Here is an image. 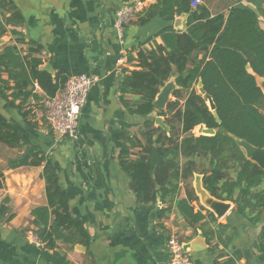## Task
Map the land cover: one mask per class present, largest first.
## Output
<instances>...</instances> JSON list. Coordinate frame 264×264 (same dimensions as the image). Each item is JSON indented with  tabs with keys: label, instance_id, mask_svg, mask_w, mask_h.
<instances>
[{
	"label": "crops",
	"instance_id": "obj_1",
	"mask_svg": "<svg viewBox=\"0 0 264 264\" xmlns=\"http://www.w3.org/2000/svg\"><path fill=\"white\" fill-rule=\"evenodd\" d=\"M8 1L21 22L6 26L0 34V48L14 42L10 29H16L25 40L41 47L40 67H48L52 75L88 73L98 75L99 80L88 92L74 139L59 137L49 127L40 88L35 92L41 100L27 118L0 97V114L19 136L13 146L0 141V176L5 188L0 207V264H166V240L172 231L189 243L193 264H235L236 256L248 264H264V219L252 224L231 206L217 219L230 224L228 235L234 229L224 247L215 239L208 242L204 238L209 231L204 222L187 224L174 209L160 217V201L139 203L128 187L118 159L122 133L137 135L147 117L130 113L124 101L137 97H121L119 86L125 70L138 69V49L161 42L159 37L147 41L167 21L155 16L141 24L136 17L119 39L115 13L126 0H0V22L13 13ZM199 1L211 15L226 14L232 7L250 8L264 30V0ZM176 20L184 29L186 15ZM149 117L155 120L157 116L152 113ZM45 172L58 176L71 214L81 220L88 234V243L58 242L57 248L50 249L27 239L26 234L36 229L32 210L47 203ZM197 175H193V187ZM180 196H184L183 185ZM193 205L200 209L196 202Z\"/></svg>",
	"mask_w": 264,
	"mask_h": 264
},
{
	"label": "trees",
	"instance_id": "obj_2",
	"mask_svg": "<svg viewBox=\"0 0 264 264\" xmlns=\"http://www.w3.org/2000/svg\"><path fill=\"white\" fill-rule=\"evenodd\" d=\"M191 2L156 0L136 15L141 24L155 16L168 24L147 41L159 37L160 43L153 41L150 48L138 49V69L124 71L121 97L136 96L134 101H124L125 105L130 113L147 118L137 135L122 133L118 159L137 202L160 201V217L174 209L187 224L204 222L209 228L204 238L226 247L234 229L228 235L230 224L217 222L209 211L203 214L202 207L195 210L198 198L193 188L184 187L183 197L181 188L199 173L205 190L216 199L230 201L235 214L252 224L264 219V170L247 159L235 141L264 145V92L257 82V76L264 79V30L250 8L232 7L226 14L211 15L205 5L191 7ZM6 4L13 13L0 22V34L6 26L21 22L11 2ZM183 14L186 26L177 30L174 20ZM10 32L14 42L0 48V97L27 118L41 100L36 86L44 96H53L67 76L41 69V47L16 29ZM171 77L178 88L171 92L165 109H157L153 100ZM199 82L211 96L214 112L196 91ZM152 113L163 118L167 130L155 124L149 117ZM199 125L216 132L194 135L192 130ZM18 140L0 114V141L13 146ZM43 177L47 203L32 210L39 241L50 249L57 248L58 242L88 243V234L81 220L71 214L58 176L45 172ZM262 236L264 240V231Z\"/></svg>",
	"mask_w": 264,
	"mask_h": 264
},
{
	"label": "built area",
	"instance_id": "obj_3",
	"mask_svg": "<svg viewBox=\"0 0 264 264\" xmlns=\"http://www.w3.org/2000/svg\"><path fill=\"white\" fill-rule=\"evenodd\" d=\"M151 0H126L115 13V30L119 39L123 29L130 24L137 13L145 8ZM198 0H192L191 6H195ZM99 80L98 75L82 73L68 75L63 85L53 96H44L41 100L44 108V116L49 127L59 137L74 139L78 134L80 113L86 103L90 88ZM37 87V86H36ZM5 198L3 179L0 176V207ZM27 239L39 243L37 235L29 231ZM186 241L172 231L166 240L168 260L166 264H193L190 252L185 251L183 244ZM235 264H248L242 259H237Z\"/></svg>",
	"mask_w": 264,
	"mask_h": 264
},
{
	"label": "water",
	"instance_id": "obj_4",
	"mask_svg": "<svg viewBox=\"0 0 264 264\" xmlns=\"http://www.w3.org/2000/svg\"><path fill=\"white\" fill-rule=\"evenodd\" d=\"M184 15V14H183ZM174 28L177 30H182L178 25V21L174 20ZM41 68V67H40ZM46 71H50L48 67L41 68ZM261 78L257 76V82ZM259 83V82H258ZM199 92L204 95V97L207 99V104L211 111H215V104L211 98L210 95L206 94L203 89L201 88V83L199 82L197 84ZM177 85L175 84L174 78L171 77L159 90L158 94L156 95L155 99L153 100V105L157 109H165V106L167 102L170 100L171 92L174 89H177ZM216 122L219 123V118L215 114ZM155 124L160 125L164 129L167 130V126L163 122V118L161 116H157L155 118ZM203 126V125H202ZM205 127V126H204ZM216 132V129L213 128H203L202 134L205 135H214ZM236 143L240 147V149L243 151L245 157L252 162L256 163L258 166H260L264 170V145L262 147H256L248 143L247 141L243 139L236 138ZM195 174V173H194ZM193 174V175H194ZM196 179L194 181V187L193 190L200 202V205L203 206L205 209H207L209 212H211L216 219H220L233 204L230 201L225 200H219L211 196L203 187L202 185V176L197 173ZM158 207L156 206L155 209L151 212L152 218H154L155 213L157 211ZM183 248L185 251L190 252L189 243L185 242L183 244Z\"/></svg>",
	"mask_w": 264,
	"mask_h": 264
},
{
	"label": "rangeland",
	"instance_id": "obj_5",
	"mask_svg": "<svg viewBox=\"0 0 264 264\" xmlns=\"http://www.w3.org/2000/svg\"><path fill=\"white\" fill-rule=\"evenodd\" d=\"M199 3H200V1L198 0V2H197L196 5H199ZM258 82H259L260 87H261L262 90L264 91V79H263V80L260 79V80H258ZM195 89H196L197 92H199L198 86H195ZM170 98H171V97H170ZM152 117H154V115H152ZM203 128H205V127L202 126V125H199V126L195 127V128L192 130V133H193L194 135L202 134V129H203ZM196 165H197V168H198V169L201 167V164L198 163V162L196 163ZM192 182H193V176L190 177V178L186 181V184H183V186H184V187H188L189 189H191V187L193 188V186H192ZM195 202H196L198 208H201V207H202L204 210H207V209H205L203 206H201V205L199 204L198 200L195 201ZM207 211H208V210H207Z\"/></svg>",
	"mask_w": 264,
	"mask_h": 264
}]
</instances>
